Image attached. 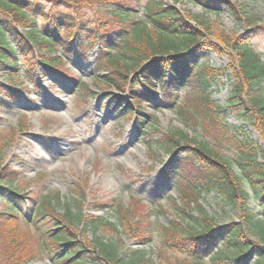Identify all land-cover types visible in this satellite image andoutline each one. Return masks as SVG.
<instances>
[{
    "label": "trees",
    "instance_id": "16d2710c",
    "mask_svg": "<svg viewBox=\"0 0 264 264\" xmlns=\"http://www.w3.org/2000/svg\"><path fill=\"white\" fill-rule=\"evenodd\" d=\"M196 1L212 8H226L238 18L242 13L251 22L250 28L235 37L223 31L212 32L198 18L195 24L190 23L191 20L177 8L166 5L162 0H147L141 8V20L133 17L131 9L137 6L129 7L122 0H0V68L10 65L17 69L23 65L25 79L38 86L39 75L53 74L54 69L59 71L58 67L64 63L57 52L60 49L73 52L70 41L77 35H88L85 39L89 42L101 40L108 53L98 68L99 72L107 71L103 83L119 93H125V96L112 94L109 97L115 109L123 110V104L133 103L137 106L136 113L139 111L141 114L145 112L141 108L144 102L166 96L171 88L194 82L203 90L196 103L207 111L206 108L211 107L207 92L211 79L224 75L225 71L206 65L193 66L203 55L226 53L228 48L231 49L230 66L234 81L231 82L227 105L216 106L217 112L234 110L240 118L260 130L264 141V61L253 44L254 34H264V22L261 24V20L230 0ZM62 5L66 9L61 8ZM107 7L113 9L109 12L111 17L107 12L104 18L100 17L98 13ZM85 8L95 11L94 21L90 17L86 20L83 15L87 11ZM104 19L106 24H102ZM117 20L123 25L132 21V25L130 28L120 27L114 24ZM92 22L98 24L99 29L91 28ZM110 24L102 31V27ZM201 24L205 26H198ZM21 28L25 30L20 31ZM193 47L194 52L184 54ZM36 51H46L54 56H36ZM14 83V80L13 83H0V89L11 96L16 93L14 89L17 85ZM130 111L134 113V110ZM208 114L209 117L218 116L212 112ZM226 130L230 132V126ZM220 136H216V141ZM232 141L237 151L234 158L222 156L209 142L192 138L183 130H171L161 138L151 140L150 145L165 151L171 156L170 165H176L170 167V173H165L168 181L177 178V183L183 187L187 205L197 203L200 193L215 192L223 202L239 209L240 214L238 222L232 220L220 224L202 206L199 217L185 214L186 210L181 209L187 224L182 226L184 223L170 221L167 225L158 226V234L166 250L184 253L198 263L209 257L212 264H264V162L260 159L264 146L247 136L236 135ZM4 172L0 173V179L9 186L6 190L13 197L17 194L12 189L15 178L11 177L16 173L13 170L7 174ZM3 186L0 184L1 190ZM85 196L81 186L71 189L70 199L64 204L66 213L61 216L63 219L52 212V208L56 209L55 201L62 203L57 193L44 196L31 219L20 213L24 222L34 223L41 230L39 253L47 254L60 264H145L141 251H135L128 261L122 262L116 241L103 238L82 241L72 230L74 206L79 209L74 218L83 226L91 225L96 229L94 222L102 219L90 216L92 220L88 222L89 216L85 215L82 206ZM137 198L132 204L133 209L143 202V199ZM252 202L255 208H252ZM2 213L6 214L0 223V241L6 248L4 253L11 258L12 264H26L34 250L14 220L16 212ZM47 215L56 217V225H64L59 228L47 225ZM137 221L140 222V219ZM120 222L127 232L136 237L142 235L139 224L132 223L133 219L130 221L127 213L121 216ZM110 225L117 229V224L110 222ZM250 231H254L256 239ZM152 235L148 233L146 237L152 239Z\"/></svg>",
    "mask_w": 264,
    "mask_h": 264
},
{
    "label": "rangeland",
    "instance_id": "374dc122",
    "mask_svg": "<svg viewBox=\"0 0 264 264\" xmlns=\"http://www.w3.org/2000/svg\"><path fill=\"white\" fill-rule=\"evenodd\" d=\"M122 1L129 7L136 5V10L131 9L135 15L133 17L136 20L143 19L141 8L147 0ZM162 1L177 8L191 20L190 23L195 24L198 18L212 32L223 31L235 37L246 33L251 25L242 13L238 18L223 7H208L196 0ZM230 1L261 20V24L264 22V0ZM61 8L66 9L65 5ZM85 9L87 11L83 15L86 20L90 17L94 21L95 11ZM111 11L113 9L107 7L98 14L104 18L107 12L111 17ZM129 22L123 25L117 20L114 24L130 28L132 21ZM102 24H106V19ZM94 25L92 22L91 28L99 29L98 24ZM111 25L102 27V31ZM87 37L77 35L70 41L73 52L63 49L57 52V56L64 60L58 67L61 73L40 75V90L25 79L23 65L17 69L10 65H6L5 69L0 68V83H13L14 80L17 85L14 89L16 93L11 96L0 89V173L5 171L4 174H7L11 170L16 173L11 178H15L12 189L17 194L10 197V192L6 190L9 186L0 179V184L4 185L0 189V212H16L14 220L34 250L26 264L60 263L45 253H39L41 230L34 223L24 222L20 213L32 218L44 196L57 193L62 203L55 201L56 209L52 208V212L61 219L66 213L64 204L70 199L71 189L76 185L84 188L86 194L82 206L85 215L89 216L88 222L92 220L90 216L102 218L94 222L97 224L96 229L91 225L83 226L81 221L74 218L79 212L78 206H74L72 230L82 241H98L100 238L116 241L122 262L128 261L135 251H141L145 256V264H212L209 257L198 263L184 253L166 250L158 234V226L167 225L170 221L181 225L184 223V226L188 222L183 219L181 209L186 210L185 214L199 217L200 206L220 224L232 220L238 222L239 209L223 202L215 192L200 193L197 203L187 205L183 187L177 183V178L168 181L166 176L172 169L170 167H176L170 165L171 156L153 148L150 142L171 130H183L192 138L206 140L222 156L229 158H234L237 152L233 136H247L264 146L260 130L240 118L237 112L232 109L217 112L216 106L227 105L231 82L234 81L230 66L231 49L226 48V53L203 55L202 59L194 63L193 67L206 65L225 71L224 75L211 79L207 89L211 107L208 106L207 111L196 103L203 90L192 82L168 90L166 96L141 104L145 112L140 114L142 120L136 123L131 114L125 116L110 104L109 97L112 94L125 96V93H119L103 83L107 71L99 72L98 68L108 53H105L101 40L89 42L85 39ZM254 37L253 44L261 52L264 61V34H254ZM194 50L193 47L184 54H191ZM45 52L36 51V56H54ZM134 105L123 104L125 111L134 109ZM208 112L218 116L209 117ZM228 126L231 131L227 133ZM219 134V141H216ZM260 159L264 162V150ZM132 195L143 199L134 209L132 204L138 198ZM45 199L48 200V197ZM251 206L255 208L256 205L252 202ZM126 213L130 221L133 219L132 223L141 227V236L136 237L130 231L127 232L121 224V216ZM3 217H6L5 213L0 214V223ZM54 218L47 215V225L57 228L64 225H56ZM110 222L117 224V229ZM148 233H153L152 239L146 237ZM250 234L254 239L257 238L254 231H250ZM4 249L0 241V264H12Z\"/></svg>",
    "mask_w": 264,
    "mask_h": 264
}]
</instances>
